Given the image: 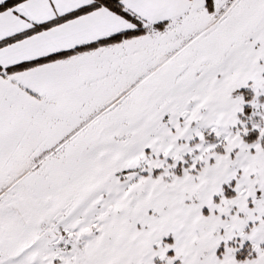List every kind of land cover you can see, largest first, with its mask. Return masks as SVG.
I'll list each match as a JSON object with an SVG mask.
<instances>
[{
    "label": "snow or ice",
    "instance_id": "obj_1",
    "mask_svg": "<svg viewBox=\"0 0 264 264\" xmlns=\"http://www.w3.org/2000/svg\"><path fill=\"white\" fill-rule=\"evenodd\" d=\"M0 264H264V0H0Z\"/></svg>",
    "mask_w": 264,
    "mask_h": 264
},
{
    "label": "rangeland",
    "instance_id": "obj_2",
    "mask_svg": "<svg viewBox=\"0 0 264 264\" xmlns=\"http://www.w3.org/2000/svg\"><path fill=\"white\" fill-rule=\"evenodd\" d=\"M249 243L250 242H245V248L240 250V252H242V254H241L242 255V259H243V254L246 253V251H247V246H248Z\"/></svg>",
    "mask_w": 264,
    "mask_h": 264
},
{
    "label": "trees",
    "instance_id": "obj_3",
    "mask_svg": "<svg viewBox=\"0 0 264 264\" xmlns=\"http://www.w3.org/2000/svg\"><path fill=\"white\" fill-rule=\"evenodd\" d=\"M242 252L238 253V257L242 259Z\"/></svg>",
    "mask_w": 264,
    "mask_h": 264
}]
</instances>
